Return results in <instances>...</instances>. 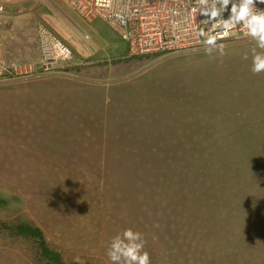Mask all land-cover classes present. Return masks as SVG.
<instances>
[{
  "label": "rangeland",
  "instance_id": "374dc122",
  "mask_svg": "<svg viewBox=\"0 0 264 264\" xmlns=\"http://www.w3.org/2000/svg\"><path fill=\"white\" fill-rule=\"evenodd\" d=\"M42 1L33 32L45 23L74 59L63 73L0 81V264H53L15 231L22 223L68 264H113L108 246L127 228L151 264H264L256 41L132 56L105 21Z\"/></svg>",
  "mask_w": 264,
  "mask_h": 264
},
{
  "label": "built area",
  "instance_id": "2783aa9c",
  "mask_svg": "<svg viewBox=\"0 0 264 264\" xmlns=\"http://www.w3.org/2000/svg\"><path fill=\"white\" fill-rule=\"evenodd\" d=\"M65 1L86 21H105L128 43L132 56L160 59L206 48L205 37L200 33H209L210 24L204 22L207 16L196 11V0ZM256 7L264 10V3L256 0ZM230 8L231 5L223 13L225 19ZM7 16V9L0 3V81L63 73V64L74 59L73 50L42 22L38 25L40 58L16 61L7 57L3 38ZM215 34L217 44L250 38L241 25L233 27L227 34L219 30Z\"/></svg>",
  "mask_w": 264,
  "mask_h": 264
},
{
  "label": "clouds",
  "instance_id": "9594fccd",
  "mask_svg": "<svg viewBox=\"0 0 264 264\" xmlns=\"http://www.w3.org/2000/svg\"><path fill=\"white\" fill-rule=\"evenodd\" d=\"M260 2L264 3V0ZM229 5L230 14L225 19L223 13L228 11ZM196 11L208 17L204 22L210 24V32H201L200 35L205 37L203 43L209 55L217 47V30L227 34L233 27L241 25L260 49H252L251 71L253 74L264 72V10L256 7V0H196ZM219 49L223 54V45ZM243 59L247 60L248 55L245 54ZM144 246L143 234L127 228L113 237L107 255L113 264H151L150 254Z\"/></svg>",
  "mask_w": 264,
  "mask_h": 264
},
{
  "label": "crops",
  "instance_id": "0c3cea01",
  "mask_svg": "<svg viewBox=\"0 0 264 264\" xmlns=\"http://www.w3.org/2000/svg\"><path fill=\"white\" fill-rule=\"evenodd\" d=\"M0 3L8 12L3 30L7 57L16 61H37L40 58V48L39 35L37 39L36 32H33L34 20L41 18L44 4L46 5L47 2L42 0H0ZM35 6L40 10H33ZM33 33L35 41L29 38Z\"/></svg>",
  "mask_w": 264,
  "mask_h": 264
},
{
  "label": "trees",
  "instance_id": "16d2710c",
  "mask_svg": "<svg viewBox=\"0 0 264 264\" xmlns=\"http://www.w3.org/2000/svg\"><path fill=\"white\" fill-rule=\"evenodd\" d=\"M15 231L19 234H24L34 239H37L42 249V254L45 259L53 264H68L63 259L61 252L52 249L47 241L44 231L39 227L29 223H22L16 226ZM80 264V263H72Z\"/></svg>",
  "mask_w": 264,
  "mask_h": 264
}]
</instances>
